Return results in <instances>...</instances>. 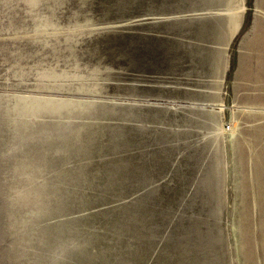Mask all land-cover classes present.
<instances>
[{"label":"rangeland","instance_id":"obj_1","mask_svg":"<svg viewBox=\"0 0 264 264\" xmlns=\"http://www.w3.org/2000/svg\"><path fill=\"white\" fill-rule=\"evenodd\" d=\"M224 2L0 0V264H264V0Z\"/></svg>","mask_w":264,"mask_h":264},{"label":"bare ground","instance_id":"obj_2","mask_svg":"<svg viewBox=\"0 0 264 264\" xmlns=\"http://www.w3.org/2000/svg\"><path fill=\"white\" fill-rule=\"evenodd\" d=\"M223 2L224 1H226V0H222ZM241 2H242V0H241ZM225 3V2H224ZM239 20H238V15L237 14H230V15H228V17L226 18V20H225V22L227 23V25H225V27L227 26L228 27V30L230 31V33L232 32V31H234V29L236 28V26H237V24L239 23L238 22ZM241 25V24H240ZM239 28H240V26H239ZM239 28H238V30H239ZM238 30L233 34V35H231L230 37H229V39L226 41V43H229L234 37H235V35L238 33ZM221 40H222V38H221ZM223 40H225V39H223ZM222 40V41H223ZM219 53V56L221 57V52L219 51L218 52ZM218 60H220V58H218ZM219 66H217V68H218ZM216 68V74H218L217 73V70L219 69H217Z\"/></svg>","mask_w":264,"mask_h":264},{"label":"water","instance_id":"obj_3","mask_svg":"<svg viewBox=\"0 0 264 264\" xmlns=\"http://www.w3.org/2000/svg\"><path fill=\"white\" fill-rule=\"evenodd\" d=\"M222 227V226H221ZM222 230H223V227H222ZM223 233H224V230H223ZM224 236H225V240H226V235L224 234Z\"/></svg>","mask_w":264,"mask_h":264}]
</instances>
